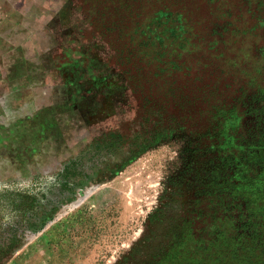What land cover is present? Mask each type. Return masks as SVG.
<instances>
[{
  "label": "rangeland",
  "instance_id": "rangeland-1",
  "mask_svg": "<svg viewBox=\"0 0 264 264\" xmlns=\"http://www.w3.org/2000/svg\"><path fill=\"white\" fill-rule=\"evenodd\" d=\"M210 15L232 23L217 49ZM255 83L264 0H0V264H255ZM211 105L239 110L246 148Z\"/></svg>",
  "mask_w": 264,
  "mask_h": 264
},
{
  "label": "trees",
  "instance_id": "trees-1",
  "mask_svg": "<svg viewBox=\"0 0 264 264\" xmlns=\"http://www.w3.org/2000/svg\"><path fill=\"white\" fill-rule=\"evenodd\" d=\"M157 1H159L161 3H162V1L164 2V0H161V1L157 0ZM227 1L232 2L233 0H231V1L227 0ZM259 2L261 4V0H259ZM221 6H224V2H222L219 6H217L216 9H219V11H220L222 8ZM235 6H231V8H234ZM256 6H257V2L255 4V7ZM161 8L164 10L159 11L157 13V15L161 12H169V10H170V9L167 10L166 7H164V4L161 5ZM256 9H257V7H256ZM256 9H254V10H256ZM179 11H181V9H179ZM223 12L225 14V8L223 9ZM252 15H254V13ZM227 17H228V15H210V17H208V18L204 17L203 19H201L199 21V24H201V23L205 24V25H202V28H204L205 31L201 35V37L204 40H205L207 34L216 35L218 37V40L205 41L204 44L206 45V48L217 49V46L215 44H218L219 37L223 36V33L226 30L229 31L231 29L229 27L232 23L230 20L227 19ZM255 17H256L255 18V21H256L258 18H260V15L256 14ZM233 26L235 27V32L237 35H244V33H246L247 30L249 31L250 29H252L254 27L253 24L247 27L246 22H244V21H243V23H240V25H233ZM154 27H155V24H154ZM142 28H143L142 32L146 33L147 28H151V26L149 25V23H145L142 26ZM187 33L188 32L186 29L185 34H187ZM178 37L184 38L182 32H179V34L172 36V40H174L175 38L177 39ZM140 38L142 40V35L139 37V39ZM143 38H144L143 44L145 47L144 51H146V49H148L150 44L155 49L160 45L158 40L152 41L148 37H146V35ZM155 54H156V52H155ZM156 55H157L156 66L160 70L161 75H165L163 73V70H165V68L162 67V63L166 62V57L161 61L160 55L158 53ZM173 58H174V56L172 57V59H168V60H170L169 62H173V61L178 62L179 61L178 59L173 60ZM191 59L192 60H194V59L200 60L198 56L197 57H191ZM169 67L172 68L173 65L170 64ZM252 88H254L256 91V92L254 91L255 92L254 94H256L258 92L260 94L259 95L260 97L255 99L254 102H252L250 100V98H246L244 100H241L240 108L245 107V105H247V104L250 107L252 105H257L260 113H263L264 112V87L261 85V83H255V85L252 86ZM223 105L224 104L222 103L221 106H223ZM221 106L217 107L215 105H211V108H213L216 112L221 111V110L226 111L225 121L221 122V125H224V126L222 129H220V131H218L219 132L218 138L223 137L222 133L228 134L229 130L230 131L234 130L235 133L233 135L231 134V141H233L235 143L236 142L239 143L242 139V141H243L242 146H244L246 148L247 146L245 144L248 143L250 140H253L251 138L252 137L251 134L248 132H246L244 134L247 139H250V140H247L245 137H242L243 133H241V131L235 130L239 126L237 121L239 120V118L243 119V116L241 115V117H239V115H240L239 110H235V107L227 110L226 107L224 108ZM261 111H263V112H261ZM243 123H244V121H243ZM247 124H248V119H246L245 128H248V131H249L251 129V127L247 126ZM256 129H258L260 131V136H259L258 140L252 145V151L254 152V154L252 156H249L248 152L244 153V155L246 156L245 162L248 163L249 159L253 158L254 163L251 165V169H250L247 176L244 174L247 165H244L242 173L239 175V177L242 179V183H241L242 192H244V193L246 192V194L243 197V203L245 205H247V203L253 202L254 200L258 203V202H260L261 199H264V116L259 117V115H258ZM252 133H254V132H252ZM240 137H241V139H240ZM227 141H228V139H227ZM239 157L240 156H238V158ZM252 196H253V198H251ZM252 210H253V213H251L250 216L254 217V216L258 215L256 221H258L261 218V222H258V224H253V228L252 227L249 228L250 232L247 231V229L244 231L245 232V235H244L245 238L243 239V242L245 244L244 246L247 247L248 254L252 253L255 255V262H256L255 264H264V209H263V211H257L254 208H252ZM3 219L5 221H7V215H1L0 220H3ZM6 225L10 226L11 222H9V220H8ZM9 230H11V228H9ZM246 234H248V237L246 236ZM4 246H5L4 243H0V251L4 249Z\"/></svg>",
  "mask_w": 264,
  "mask_h": 264
}]
</instances>
